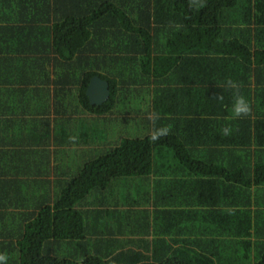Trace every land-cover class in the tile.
Listing matches in <instances>:
<instances>
[{
	"label": "trees",
	"instance_id": "1",
	"mask_svg": "<svg viewBox=\"0 0 264 264\" xmlns=\"http://www.w3.org/2000/svg\"><path fill=\"white\" fill-rule=\"evenodd\" d=\"M139 97L151 118L118 116ZM88 116L146 135L49 179ZM199 132L207 155L178 162ZM0 264H264V0H0Z\"/></svg>",
	"mask_w": 264,
	"mask_h": 264
},
{
	"label": "rangeland",
	"instance_id": "2",
	"mask_svg": "<svg viewBox=\"0 0 264 264\" xmlns=\"http://www.w3.org/2000/svg\"><path fill=\"white\" fill-rule=\"evenodd\" d=\"M130 103L134 108L136 107V110L137 108L140 109L142 113L139 114L138 116L135 115L136 110H133L131 106L129 111L126 112L124 111V105H123L121 107L118 106V108L115 109L116 110L115 112H119L118 114L119 117L125 116L128 119H130L134 117L145 116L151 118V113L149 110V106H150L149 97H145L143 100L141 97L135 98L134 100H131ZM114 116L117 115L113 114V116H111L110 118ZM89 121H91V123H89L88 126L86 127L87 129L91 127V131L89 132L91 134L89 138H92L91 148L83 147V144L70 148L69 152L75 158L76 161L67 162V168H66L67 172H69L70 169V172L74 173L75 171L78 170V167H81L83 165L84 162L113 148L114 146L118 145L120 141L124 138H128V139H132L136 137L142 138L146 135L145 132L140 130L139 126L138 127L134 126L130 122L121 125L120 121L117 119L113 120L112 122L111 119L103 120L100 118H89L88 122ZM82 123L83 121L80 119V122L78 126H76L75 131H79V127ZM74 135H76V133H74ZM82 147L86 148L85 149L86 155H83L80 160V156L77 152L81 150ZM141 179L142 178H118L113 180L111 182L107 198L115 199V201H117L118 205H120L121 207L124 205V203L127 204L126 199L128 197H133V196L142 197L141 194L144 193L143 189L146 183L143 182V179L142 180ZM198 225L200 226V223Z\"/></svg>",
	"mask_w": 264,
	"mask_h": 264
},
{
	"label": "crops",
	"instance_id": "3",
	"mask_svg": "<svg viewBox=\"0 0 264 264\" xmlns=\"http://www.w3.org/2000/svg\"><path fill=\"white\" fill-rule=\"evenodd\" d=\"M10 86L12 87V83L10 84ZM10 101L12 102V98L10 99ZM113 113L111 112L109 115H107L108 117L110 116H113L112 115ZM81 115V114H80ZM79 115V116H80ZM72 116H74L75 117V115L72 113ZM79 116H76V117H79ZM107 116H106V118H107ZM88 117H90V116H88ZM93 117H95V116H93ZM96 118H102L103 119V117H96ZM108 120V119H107ZM201 133L202 132H199V135H195V136H193V137H191V141H190V143L188 144L190 147V149H191V152H190V154H188V153H184L183 155H186V156H188L187 158H184L183 160H182V156H181V159H179L178 157H176V158H178V162H185V161H187V162H189V161H191V160H194V159H196V158H198L199 159V157L200 156H202V155H207L203 150H204V147H206V143H204V142H208V137H207V133H203V136H204V138H205V140H207V141H202V139H201ZM83 147H90L91 148V145H83ZM82 147V149L81 150H79L77 153L79 154V156H80V160H81V158H82V156L83 155H86L85 153V149L86 148H83ZM55 148V149H54ZM60 148H62V147H52V149H54L55 150V153L53 154V156H52V162H51V167H52V171H51V173H50V177H49V179H51V180H53L54 179V177L53 176H55V175H59V176H61V175H63V174H68V175H70V174H72L71 172H70V169H69V172H67V170H66V168H67V162H70V158L71 157H73L71 154H70V152H69V149L70 148H72V147H70V148H66V149H68V150H66V154L64 155L62 152L60 153L59 152V150H60ZM175 157L172 155V153H171V151H169V154H168V157H167V160L166 161H168V162H173L172 160L174 159ZM85 160V159H84ZM83 160V161H84ZM77 166V165H76ZM75 167V166H74ZM73 172V171H72ZM58 176V177H59ZM57 177V178H58ZM154 180H156V178L154 177V176H151L150 178H147V179H145V180H143V182H145L146 183V185L144 186V189H143V192L145 193L146 191H148V190H150L151 191V189H152V184H153V181ZM141 181V180H140ZM140 181H139V183H140ZM143 193V194H144ZM142 195V194H141ZM139 197V196H138ZM238 197V196H237ZM140 198V197H139ZM231 198L232 199H234V198H236L235 197V191H233V192H231ZM104 203V202H103ZM111 204H113V203H111ZM104 205H109V204H107V203H104ZM111 206V205H110ZM95 224H98V223H95ZM205 225H207V223H205L204 221H202L201 222V226H202V228H204V226ZM208 226V225H207ZM132 230V229H131ZM170 230H171V227L170 226H168V227H165V228H155V231L156 232H160V231H166V232H170ZM135 234H133V235H137V236H134V238L136 239V243L138 244V246H139V250L138 251H140V249H141V246H142V243L140 242V240L141 239H144V240H146V241H148V242H150L153 238H154V236L152 235V233H150L148 236H143L142 234H141V232L140 231H137L136 229H135ZM150 232H151V229H150ZM118 238H120L121 240H122V243H126V245H127V241H128V239H127V237H125L124 236V234L122 233V231H121V235L120 236H118ZM166 240H168V238H170V236H166V237H164Z\"/></svg>",
	"mask_w": 264,
	"mask_h": 264
},
{
	"label": "water",
	"instance_id": "4",
	"mask_svg": "<svg viewBox=\"0 0 264 264\" xmlns=\"http://www.w3.org/2000/svg\"><path fill=\"white\" fill-rule=\"evenodd\" d=\"M85 95L88 98L89 105H102L109 97L108 82L98 76L91 77L85 90Z\"/></svg>",
	"mask_w": 264,
	"mask_h": 264
}]
</instances>
